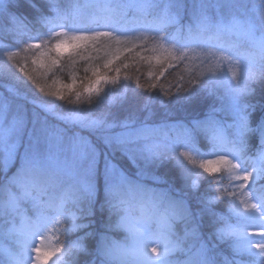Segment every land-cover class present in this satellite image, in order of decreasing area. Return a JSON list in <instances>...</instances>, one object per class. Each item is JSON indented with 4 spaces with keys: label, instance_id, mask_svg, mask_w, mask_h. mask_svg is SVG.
<instances>
[{
    "label": "snow or ice",
    "instance_id": "6c2138e0",
    "mask_svg": "<svg viewBox=\"0 0 264 264\" xmlns=\"http://www.w3.org/2000/svg\"><path fill=\"white\" fill-rule=\"evenodd\" d=\"M20 2L0 0V264H264V69L241 45L264 49V0L259 20L242 0ZM130 59L153 69L136 88ZM117 83L144 95L123 118Z\"/></svg>",
    "mask_w": 264,
    "mask_h": 264
},
{
    "label": "trees",
    "instance_id": "16d2710c",
    "mask_svg": "<svg viewBox=\"0 0 264 264\" xmlns=\"http://www.w3.org/2000/svg\"><path fill=\"white\" fill-rule=\"evenodd\" d=\"M11 2L13 4L16 3V0H11ZM157 2L159 3H163L164 0H157ZM186 3H191V0H185ZM242 2L244 4L247 5V12L249 15L253 16L254 18H256L257 20H259L260 15H261V8H260V3L261 0H242ZM12 12L14 14H20L23 16H26L28 18H31L32 16V10L27 6V4L23 3V0H21L20 2V6L19 7H14L12 9ZM4 21L3 19H0V25H3ZM127 63L129 64V69L128 70H124L122 69L121 71V80H123V77L125 74L129 75L132 77V82L130 87L131 88H136V77L140 76V83L143 84L146 80L151 79V77H149L148 72L150 70L149 66L145 63L142 65H135V62L133 60H128ZM155 63V62H153ZM135 66H139L140 67V72L137 73L135 71ZM170 72H172V76L168 75V72L165 73V76H168L169 79H172L173 76H175L177 74L178 69H170ZM164 78L161 77V80H163ZM127 83V82H124ZM110 87H113L117 90V94H127L128 98V102L123 104L120 107H114L113 111L120 116L121 118H123L124 116L128 115L130 112L136 110L140 104L142 103L143 99H144V95L141 93V91L139 89L137 90V95L136 96H132L131 92L128 91L127 88H121L120 87V83H117L116 85H110ZM37 95H39V93H37ZM252 102L253 103H259V102H264V83H257L256 85V95L252 98ZM208 107V102L207 101H194L192 106H191V111L193 112V114L196 113H203L204 111L207 110ZM264 115V113H261L259 111L255 112L253 114V120L254 121H258L261 116ZM86 134V133H85ZM123 163H125V165H127V161H123ZM159 174L163 175L165 177V179L169 180L170 182L174 183L177 187H180L182 181L180 179L178 170L172 165V164H166L164 166H162L159 169ZM204 187L206 188L207 185L205 184ZM201 191H203V189H201ZM226 211V206L225 205H218L217 207V211ZM104 218L106 219V214L104 216ZM95 221H96V227L99 228L100 227V222H101V214L99 212H97L96 217H95ZM116 238H122L121 235H117Z\"/></svg>",
    "mask_w": 264,
    "mask_h": 264
},
{
    "label": "clouds",
    "instance_id": "9594fccd",
    "mask_svg": "<svg viewBox=\"0 0 264 264\" xmlns=\"http://www.w3.org/2000/svg\"><path fill=\"white\" fill-rule=\"evenodd\" d=\"M242 51L250 54L255 63L252 65L253 70L259 71L264 69V49L258 44H251L245 38L241 37Z\"/></svg>",
    "mask_w": 264,
    "mask_h": 264
},
{
    "label": "rangeland",
    "instance_id": "374dc122",
    "mask_svg": "<svg viewBox=\"0 0 264 264\" xmlns=\"http://www.w3.org/2000/svg\"><path fill=\"white\" fill-rule=\"evenodd\" d=\"M124 3L134 4L137 2V0H123ZM6 242L10 243V241H6V238L3 235V232L0 231V246L5 244Z\"/></svg>",
    "mask_w": 264,
    "mask_h": 264
}]
</instances>
